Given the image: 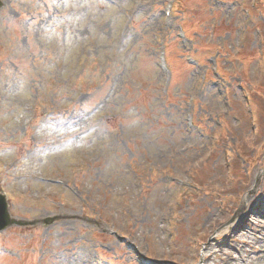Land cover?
<instances>
[{
  "label": "rangeland",
  "instance_id": "1",
  "mask_svg": "<svg viewBox=\"0 0 264 264\" xmlns=\"http://www.w3.org/2000/svg\"><path fill=\"white\" fill-rule=\"evenodd\" d=\"M2 2L0 264H264V0Z\"/></svg>",
  "mask_w": 264,
  "mask_h": 264
},
{
  "label": "water",
  "instance_id": "2",
  "mask_svg": "<svg viewBox=\"0 0 264 264\" xmlns=\"http://www.w3.org/2000/svg\"><path fill=\"white\" fill-rule=\"evenodd\" d=\"M1 6L2 2L0 0V8ZM13 225H22V223L11 217L6 196L0 193V231Z\"/></svg>",
  "mask_w": 264,
  "mask_h": 264
}]
</instances>
